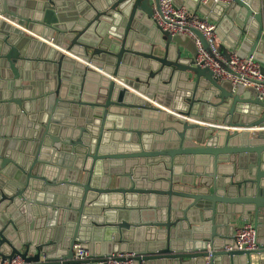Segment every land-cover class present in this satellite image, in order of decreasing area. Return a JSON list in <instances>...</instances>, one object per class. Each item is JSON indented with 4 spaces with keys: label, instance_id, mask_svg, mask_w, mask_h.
Masks as SVG:
<instances>
[{
    "label": "water",
    "instance_id": "1",
    "mask_svg": "<svg viewBox=\"0 0 264 264\" xmlns=\"http://www.w3.org/2000/svg\"><path fill=\"white\" fill-rule=\"evenodd\" d=\"M173 4L264 64V0ZM156 6L0 0V257L264 264V103L196 65ZM238 222L256 251L226 250Z\"/></svg>",
    "mask_w": 264,
    "mask_h": 264
},
{
    "label": "built area",
    "instance_id": "2",
    "mask_svg": "<svg viewBox=\"0 0 264 264\" xmlns=\"http://www.w3.org/2000/svg\"><path fill=\"white\" fill-rule=\"evenodd\" d=\"M215 2L230 3L231 0H212ZM209 0H200L206 4ZM151 24L162 32L174 35H184L195 40L197 57L195 64L201 68H208L213 76L221 83L231 85L233 90L240 86L245 92H250L260 102L264 103V67L252 56H240L230 52L228 59L224 58L216 44V26L205 18H199L189 9L177 8L173 0H157V6L152 15ZM198 31L207 44L203 48L194 32ZM258 249L257 234L252 224L245 223L237 226L233 233V246L227 251H256ZM88 253L74 247V258L82 260ZM210 256L206 258L208 264ZM0 264H26L19 256L12 258L0 257ZM95 264H138L133 254H117L105 257Z\"/></svg>",
    "mask_w": 264,
    "mask_h": 264
},
{
    "label": "crops",
    "instance_id": "3",
    "mask_svg": "<svg viewBox=\"0 0 264 264\" xmlns=\"http://www.w3.org/2000/svg\"><path fill=\"white\" fill-rule=\"evenodd\" d=\"M199 1H200V0H199ZM221 3H223V2H221ZM201 4H202V3H201ZM211 4H213V1H212V0H209V2L206 3L205 5H211ZM223 4H228V3H223ZM184 8H185V7H184ZM189 11H190L192 14L198 16L199 18H205V19H207L210 23H213V24L216 26V28H217L216 23L213 22L212 20H210V19H208V18H206V17H203L202 15L198 14L197 12H195V11H193V10H191V9H189ZM216 44H217V48H219L218 46H219L220 44H219V41H218V38H217V37H216ZM227 52H228V53H230V52H236V53H238L237 50H232V51H227ZM261 65L264 67V64H261ZM243 224H245V223L238 222L237 226H241V225H243ZM237 226H236V227H237Z\"/></svg>",
    "mask_w": 264,
    "mask_h": 264
}]
</instances>
